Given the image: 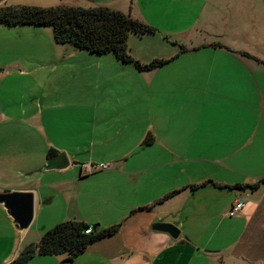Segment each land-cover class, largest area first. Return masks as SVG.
<instances>
[{
  "label": "crops",
  "instance_id": "1",
  "mask_svg": "<svg viewBox=\"0 0 264 264\" xmlns=\"http://www.w3.org/2000/svg\"><path fill=\"white\" fill-rule=\"evenodd\" d=\"M37 1L106 6L159 27L141 12L142 0H30ZM183 14L181 9L177 16ZM47 45L49 55L40 51L52 65L66 64L63 59L72 55L91 66L74 74L67 68L49 73L45 91L16 104L19 113L4 114L13 109L3 111L0 104V191L35 193L40 238L60 222L79 220L102 228L120 225L95 248L91 264H264V184L254 192L233 188L264 178V152L250 162L242 155L250 140H231L206 107L185 105L193 91L203 90L206 97L216 80L231 81L232 75H184L176 68L180 57L139 71L114 53L96 55L59 44L54 34ZM10 48L26 59V50L35 55L29 46ZM15 59L2 65L15 64L21 76H34L25 67L29 63ZM60 152L67 153L69 168L44 170ZM87 162H107L111 168L85 175L81 165ZM236 199L245 206L230 216ZM0 218L9 219L1 206ZM159 222L177 226L179 236L155 230Z\"/></svg>",
  "mask_w": 264,
  "mask_h": 264
},
{
  "label": "rangeland",
  "instance_id": "2",
  "mask_svg": "<svg viewBox=\"0 0 264 264\" xmlns=\"http://www.w3.org/2000/svg\"><path fill=\"white\" fill-rule=\"evenodd\" d=\"M25 3L48 7L57 6L62 2L0 0V8L27 5ZM140 6L141 12L159 27L154 34H131L128 41L131 55L140 59L141 63L165 59L164 57H180L182 59L177 61L176 68L184 75L231 74V81L221 83L213 80L211 84L215 81L216 88H211L206 97H203V90L193 91L192 98L186 100L185 105L206 107L217 128L226 126L227 133H230L226 137L230 136L231 140L254 142L252 145L247 143L242 151V155L249 161L254 155L263 153L264 0H142ZM181 9L184 11L182 18L177 16ZM161 11L169 14L164 15ZM135 12L139 13L137 10ZM52 34V27L36 29L0 24V104L3 103V111L13 109V112L4 114L19 113L16 112V104L29 101L33 95L35 97L45 91L48 74L58 72V68L70 69V73L74 74L91 66L90 61L86 60L87 65H84L78 60L82 57L75 59L72 55H66V59H63L66 64L59 60L52 65L46 58L47 55L40 51L42 47L48 55L51 53L47 43ZM13 44L29 46L35 55L26 50L30 55L26 59L27 56L23 57V54L11 50L10 46H16ZM199 45H203L201 51H194ZM217 46L220 47L216 48ZM3 47L6 49L2 50ZM17 57L29 63L25 67L30 69L29 73H34L33 77L21 76L15 64L2 65L3 61L16 60ZM213 59H216L215 65L209 63ZM194 93L198 94L197 101H194ZM248 170H251L250 166ZM35 221L27 234L20 238L11 221L0 218V264H6L8 259L13 255L17 257L26 246L40 241L41 225L39 221ZM100 244L101 240L92 243L86 250L87 253L72 262H64L66 254H37L29 264H91V261L96 259V253L93 251ZM84 255L86 257H83Z\"/></svg>",
  "mask_w": 264,
  "mask_h": 264
},
{
  "label": "trees",
  "instance_id": "3",
  "mask_svg": "<svg viewBox=\"0 0 264 264\" xmlns=\"http://www.w3.org/2000/svg\"><path fill=\"white\" fill-rule=\"evenodd\" d=\"M0 24L52 27L55 42L71 44L77 50H85L96 55L114 53L123 63H134L139 71L153 70L170 61L154 59L149 63H141L136 60L130 53L128 44L130 35L154 34L157 29L130 14L106 6H7L0 8ZM54 153L53 150L50 155ZM209 182L216 187H222L214 181ZM262 184L264 178L252 184L238 183L233 188L254 192ZM197 187L192 186L194 189ZM176 193L178 191L169 193L161 202ZM88 228H91L90 233L86 232ZM119 229L120 225L102 228L99 225L90 226L79 220L60 222L46 230L38 243L26 246L7 264H29L37 254L41 256L66 254L64 262H72L85 253L92 243L114 236Z\"/></svg>",
  "mask_w": 264,
  "mask_h": 264
},
{
  "label": "water",
  "instance_id": "4",
  "mask_svg": "<svg viewBox=\"0 0 264 264\" xmlns=\"http://www.w3.org/2000/svg\"><path fill=\"white\" fill-rule=\"evenodd\" d=\"M70 166L66 152H60L49 158L44 170L63 171ZM0 206L5 210L7 217L21 237H24L35 219V193L31 191H0ZM154 229L169 233L177 238L180 229L171 223L159 222Z\"/></svg>",
  "mask_w": 264,
  "mask_h": 264
},
{
  "label": "built area",
  "instance_id": "5",
  "mask_svg": "<svg viewBox=\"0 0 264 264\" xmlns=\"http://www.w3.org/2000/svg\"><path fill=\"white\" fill-rule=\"evenodd\" d=\"M111 167V164L108 163H91V162H87V163H83L81 165V171L83 174L85 175H90L93 174L95 172L101 171V170H106L109 169ZM245 206V202L243 199H236L231 207L230 210V216H236L238 215L244 208ZM87 233L91 232V228H88L86 230Z\"/></svg>",
  "mask_w": 264,
  "mask_h": 264
}]
</instances>
